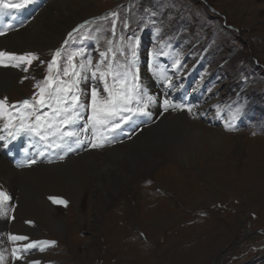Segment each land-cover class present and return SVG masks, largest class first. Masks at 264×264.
Segmentation results:
<instances>
[{"label":"rangeland","instance_id":"374dc122","mask_svg":"<svg viewBox=\"0 0 264 264\" xmlns=\"http://www.w3.org/2000/svg\"><path fill=\"white\" fill-rule=\"evenodd\" d=\"M49 4L52 17L63 24L66 34L59 35L56 47L35 54L39 62L37 72H30L34 76H25L22 71L21 80L11 83L5 96L0 94V100L7 98L8 105L36 92L34 82L42 83L49 75L47 62L57 49L62 52L59 80L71 82L74 77L63 75L67 58L82 51L83 56L74 60L82 74L79 66L89 59L94 63L92 55L107 52L109 41L116 55L109 76H119L116 69L127 70L129 42L137 46L143 41L149 44L144 51L151 54L150 61L160 52L175 51L183 59L179 72L193 68L199 76L205 67L209 81L225 76L228 87L220 92L226 81L217 78L216 93L222 96H212L195 121L201 128L222 131L220 142L209 145L208 140H215L205 138L206 148L213 149L209 158L195 163L194 155L201 148L194 144L192 153L185 148L189 167L182 166L189 175L177 178L176 185L168 182L167 189L158 185L167 177L160 169L170 168L176 158L163 159L144 178L130 181L129 188L106 205L89 206L87 189L77 208L55 205L56 217L64 221V233L58 235L41 227L39 238L55 243L47 244L45 252L38 250L41 243L34 244L40 253L27 254H36L32 264H264V234H253L264 229V0H53ZM110 12L118 16H108ZM146 23L152 24L154 34L147 31ZM55 26L50 23L48 29ZM138 50L139 46L136 54ZM81 56L83 61L78 60ZM105 66L109 64L105 62ZM86 71L83 73L90 75L92 67ZM91 84L104 94L103 81L97 78ZM207 86L201 87L208 91ZM233 91L236 96L242 93L246 105L233 112L231 123L225 125V119L223 124L217 122L213 102L224 98L226 103ZM206 112L212 115L211 121L201 118ZM150 184L152 192H143ZM118 200L123 205L115 208ZM77 215L83 217V223L76 222ZM27 218L38 219L33 215ZM23 236L28 240L22 245L31 243L30 233Z\"/></svg>","mask_w":264,"mask_h":264},{"label":"bare ground","instance_id":"6f19581e","mask_svg":"<svg viewBox=\"0 0 264 264\" xmlns=\"http://www.w3.org/2000/svg\"><path fill=\"white\" fill-rule=\"evenodd\" d=\"M48 4L46 3L45 6L36 13L33 20L24 28L16 33L2 37L0 39V51L22 55L28 52L36 54L37 52L40 53V51L46 50V48L56 47L59 35L66 34V30L65 28L63 29V24H60L56 18L52 17V12L49 7L51 4ZM50 23L56 25L52 31L48 29ZM28 29H30V31L26 32ZM178 59L180 60V58ZM38 62L39 58L33 62L36 63L35 67L33 69L29 67L27 72L24 71V75L26 76L27 74L29 77L34 76L30 72H32L31 70L37 72ZM21 66H23V68L25 67V65ZM20 68L9 66L0 69L1 96L6 95L11 83L16 84L21 80L23 70L19 72L18 70ZM94 70L95 67L93 66L92 71ZM91 77L92 74L88 75L82 72L84 90H87L88 87H94L89 81ZM142 80L145 85L149 84L146 77H143ZM210 82L211 81L207 79L206 68L203 67L198 76L196 87H201L202 85L209 86ZM214 85L211 86L210 90L213 91V93H209L208 97L203 100L206 105L209 101H212V96H222V94L216 93L218 86L217 77L215 78ZM190 90L192 94L197 95L195 86L190 88ZM221 101L225 103L224 98ZM213 105L215 109L216 102H213ZM79 112L84 113V111L81 110H79ZM232 113L233 110L231 109L228 113H225V109H222L220 115L226 118L225 125L231 123V117L229 116L232 115ZM206 118L210 120L212 115L209 116L207 113ZM5 122V118H0V136L3 133ZM220 123L223 124V122ZM208 137H212L215 142L205 139ZM222 139V131L219 129L212 130L201 128L197 126V122L189 121L188 117L182 113H167L158 119L154 125L150 124L149 127L137 131L128 141H123L119 145L111 147L107 146L100 151H90L76 158H68L62 164L51 166L39 165L27 170L19 169L16 171L0 154V184H2L3 188L11 192L12 198L16 202V209L14 210L12 220L8 223L5 221L0 222V238L3 237L2 235L5 233V230H8L12 235H28L30 233L31 237H33L32 242H39L44 238H39L40 235H38L40 234L39 232H41V227H49L53 233L62 235L64 233V221L56 217L58 212L56 213L55 205L71 204L73 208H77L81 202L82 194L86 189L90 191L91 195L89 206L95 207L97 204L100 206L106 205L107 203H111L112 198L118 196V193L128 189L130 181H135L138 177L144 178L147 172L158 163L162 162L163 159L171 160V158H176L175 162L171 163L172 165L170 168L160 169L167 177L163 176L160 181L158 180V185H162L167 189V187L169 188L170 186L168 182L170 184H175L177 178L180 179L182 176L189 175V173L182 170V166L189 167L186 157L187 149L192 153L194 144L201 148L194 155L196 163V161L199 162L203 158H209L210 150H213L212 148H206L207 140L209 145H211V143L215 144L216 142L222 141ZM171 176H174L175 179L173 180ZM152 186L151 184L146 186L143 192H152ZM175 196L179 198L181 194L177 191ZM58 201H65L66 204L59 203ZM27 202L30 205L26 206ZM144 203L147 202L144 201ZM122 205L123 202L119 200L115 202V208L117 206L121 207ZM191 205L195 206L196 202H193ZM31 215L38 217V219L34 220L27 218ZM77 216L76 222L83 223V217L80 215ZM38 220L41 222H38ZM6 225L8 229H6ZM3 239L7 247L6 240L4 237ZM22 242L23 241H16L15 244H23ZM44 246H47V244H44ZM14 247L19 249L18 246ZM41 249H43L42 246ZM113 249L115 250L116 248ZM2 253V248L0 247V254ZM36 253L40 252L36 251ZM127 253L131 252L127 251ZM17 255H20L21 258L19 260L15 259L14 264H32V257L36 254L24 255L18 252ZM128 258L130 257L128 256ZM24 260L26 263L23 262Z\"/></svg>","mask_w":264,"mask_h":264},{"label":"snow or ice","instance_id":"6c2138e0","mask_svg":"<svg viewBox=\"0 0 264 264\" xmlns=\"http://www.w3.org/2000/svg\"><path fill=\"white\" fill-rule=\"evenodd\" d=\"M33 3V0H0V9L2 10H21L26 6ZM108 16L117 17L118 13L110 12ZM103 20L105 17H99ZM125 28H128V24L125 22ZM113 34L116 29V19L112 20ZM73 31H76L75 29ZM3 31H0V35H4ZM72 33H69V37ZM67 43V41H65ZM112 42L109 41V48L107 52H100L101 61H98L95 65V70L92 71V77L98 78L104 82L103 92L107 93V96L100 94L97 88L91 89L90 109L91 113L87 116V123L84 125V131L87 132L89 127L93 133L92 147L101 146L100 142L109 139L111 132L118 129L122 123H125L137 115H148L147 108L154 98L146 93H142L139 83L137 82V75L133 71L135 67L136 46L129 42L128 51L131 53V58L127 63V70L121 73L117 77H113V85L110 87L107 82V77L111 75V62L108 60V56L113 53L111 47ZM82 51H77L67 58V65L63 68V75L65 77H74L71 82L59 80V58L62 56L60 49H57L51 57V60L47 62L49 75L45 76L43 82H38L34 85L36 92H34L31 99H24L18 102L16 105H8L7 98L0 100V118H5L7 123L4 124L5 129L17 128L18 132L31 133L34 136H38L41 140L47 141L49 138L60 137L61 143L51 144L47 147L55 146L57 148L63 146L65 138L77 137V143L81 141L78 139L79 133L77 131H69L73 124L80 118V108L85 107V103L81 100L80 95L76 91L78 87V77L81 75L77 71V65L74 63L75 57L82 55ZM38 60V57L31 53H25L17 55L11 52L0 51V66H12L20 68L21 65H25L23 71L27 72L29 67L33 65V62ZM107 62L109 68L106 71L101 70V64ZM44 63V61H41ZM179 63V62H177ZM93 62L91 59L87 61V64H81V69L91 68ZM71 67V72L69 71ZM56 69V75H52L53 70ZM59 85L57 86V82ZM171 86V79L167 81ZM67 85V86H65ZM135 105V106H133ZM165 110L169 106L183 109L185 105H170L168 100L164 101ZM12 109V111H9ZM49 109V111H43ZM191 112V108L187 109ZM18 121L17 123H15ZM107 133V134H105ZM11 134V133H10ZM35 163V160L30 161ZM10 197L8 194L0 190V214H3L10 205L8 201ZM59 203H65V201H58ZM8 239L10 241H26L28 237L23 235L9 234ZM54 244V241H41L31 242L23 245L25 251L31 249L34 244ZM43 250V249H42ZM18 249L13 248L12 255L15 259L19 260L20 255H17ZM2 259V257H0ZM33 264H39L38 261Z\"/></svg>","mask_w":264,"mask_h":264},{"label":"water","instance_id":"95a60500","mask_svg":"<svg viewBox=\"0 0 264 264\" xmlns=\"http://www.w3.org/2000/svg\"><path fill=\"white\" fill-rule=\"evenodd\" d=\"M253 234H264V229L253 232Z\"/></svg>","mask_w":264,"mask_h":264}]
</instances>
